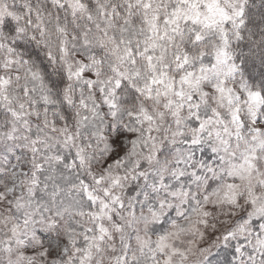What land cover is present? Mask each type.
<instances>
[{"label":"snow or ice","instance_id":"obj_1","mask_svg":"<svg viewBox=\"0 0 264 264\" xmlns=\"http://www.w3.org/2000/svg\"><path fill=\"white\" fill-rule=\"evenodd\" d=\"M0 264H264V0H0Z\"/></svg>","mask_w":264,"mask_h":264}]
</instances>
